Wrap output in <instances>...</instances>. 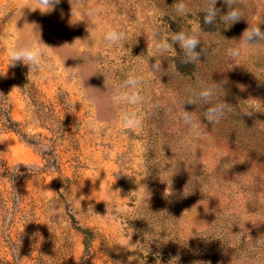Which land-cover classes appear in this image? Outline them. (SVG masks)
Returning a JSON list of instances; mask_svg holds the SVG:
<instances>
[{
    "label": "rangeland",
    "instance_id": "obj_1",
    "mask_svg": "<svg viewBox=\"0 0 264 264\" xmlns=\"http://www.w3.org/2000/svg\"><path fill=\"white\" fill-rule=\"evenodd\" d=\"M186 2L192 15L181 19L174 0H85L104 10L91 41L78 0L77 23L70 0L44 15L0 0V264H264V41L234 63L227 49L247 19L205 25L203 0ZM217 7L226 14L223 0ZM245 15L264 31V0H247ZM189 21L207 32L208 55L181 64L177 44L174 77L150 74L151 31ZM108 25L127 29V40L106 41ZM28 35L51 47L52 64L30 79L27 66L10 65ZM130 73L145 76L144 104L111 99ZM212 85L213 101L228 105L214 125L203 118L211 105H184ZM184 109L195 111V127L184 125ZM130 110L143 128H123ZM125 233L142 247L120 246Z\"/></svg>",
    "mask_w": 264,
    "mask_h": 264
},
{
    "label": "clouds",
    "instance_id": "obj_2",
    "mask_svg": "<svg viewBox=\"0 0 264 264\" xmlns=\"http://www.w3.org/2000/svg\"><path fill=\"white\" fill-rule=\"evenodd\" d=\"M61 0H19V8L29 9L35 12L39 10L42 15L49 14L55 11L56 6ZM218 0H203L198 11L203 13V22L205 25H215L216 28L223 26L224 29H229L232 25L240 22L242 19H247L248 27L243 31L238 43L235 47H229L227 49V55L235 63L237 62L247 51L250 45H256L258 42L264 41V31L261 30L260 25H257L254 21L250 20L245 15V8L247 7V0H223V3L227 5V12L222 13L221 9L217 7ZM72 23L76 16V11L73 8L72 0ZM81 7L84 8L82 13V19L88 23L87 31L90 33L88 40H94L96 34L101 31L102 24L100 23L101 17L104 15V10L95 4H86L85 0H78ZM174 9L176 16L184 19L186 16L192 15V8L186 0H174L171 5ZM78 21V22H79ZM106 23V22H105ZM31 27L33 31L37 30L35 24L25 23L23 29ZM22 29V30H23ZM207 35L201 26V23H192L189 21L188 25H181L180 30L176 32H169L167 35L159 30L151 31V43L148 41V47L146 55L148 58L156 57V61L151 65L149 69L150 74L168 75L174 77L176 74V62L170 58L177 55V51L174 45H179L181 50L179 60L181 64H196L201 61V56L208 55V48L205 46L206 41L203 38ZM127 29L120 26L108 25V30L104 33V39L110 44H119L122 41L127 40ZM77 40H80L77 38ZM235 40V39H233ZM87 41V40H86ZM237 41V40H236ZM203 43V47L200 51H197L198 46ZM67 44L59 49L66 47ZM47 48H51L44 44L41 40L34 42L30 35L15 47L11 49L10 60L11 66H16L17 63H22L29 68L28 79L32 74H40L41 71L47 67L52 69V64L45 65L44 61L47 59ZM214 51V49H213ZM143 55V54H142ZM168 59V68L165 71L162 67L161 60ZM86 63V61H85ZM84 63V64H85ZM145 83V76L142 74L130 73L124 80L123 84L119 87H115L112 92L111 99L113 101L125 102L128 105L136 106L146 102L145 96L142 94L141 86ZM105 86H108L107 79ZM127 89V90H125ZM215 85L202 88L199 92H192L191 96L184 102V105L194 104L198 105L200 100H203L206 104L211 105L207 107L203 112V118L211 125L219 123L224 116L225 110L228 105L222 102H214L213 97L215 95ZM195 97V98H192ZM156 104L153 107H160ZM194 112L184 111L180 114L184 125L188 128L195 127L194 124ZM120 121L125 130L136 131L144 127L143 116L136 111H127L121 114ZM146 189L145 186H140L139 190ZM170 194L169 188L164 191V197L167 198ZM126 243L120 245L129 251H135L140 249L142 245L139 243L132 244V233H125ZM175 258L172 261L174 264ZM203 264V262H201Z\"/></svg>",
    "mask_w": 264,
    "mask_h": 264
},
{
    "label": "trees",
    "instance_id": "obj_3",
    "mask_svg": "<svg viewBox=\"0 0 264 264\" xmlns=\"http://www.w3.org/2000/svg\"><path fill=\"white\" fill-rule=\"evenodd\" d=\"M81 230L83 231L84 235H85V245L87 247V249L89 248V244H90V240H91V235H90V230L87 228H82Z\"/></svg>",
    "mask_w": 264,
    "mask_h": 264
}]
</instances>
